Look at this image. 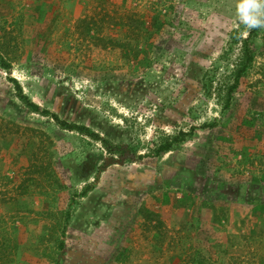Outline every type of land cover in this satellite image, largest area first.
Wrapping results in <instances>:
<instances>
[{
	"label": "rangeland",
	"instance_id": "374dc122",
	"mask_svg": "<svg viewBox=\"0 0 264 264\" xmlns=\"http://www.w3.org/2000/svg\"><path fill=\"white\" fill-rule=\"evenodd\" d=\"M242 3L0 0V264H264V26L225 108ZM145 13L165 25L142 64L121 45Z\"/></svg>",
	"mask_w": 264,
	"mask_h": 264
},
{
	"label": "trees",
	"instance_id": "16d2710c",
	"mask_svg": "<svg viewBox=\"0 0 264 264\" xmlns=\"http://www.w3.org/2000/svg\"><path fill=\"white\" fill-rule=\"evenodd\" d=\"M258 19L260 20H264V15H262L261 17H259ZM131 20V24L134 25L135 23H139L141 25L144 26V29H141L140 31H137L135 29H126L124 31L125 33V37L124 40H126L127 42L125 43V45H121V47H124V57L131 60L133 58V60H138V62L143 64V61H147L149 58L148 53L150 52V50H152V40L154 38V35H156L157 32H160L161 29L163 28V26L165 25V20L163 19V17L161 15H150L145 13L142 17L139 15L138 18H135L134 16H131L130 18ZM129 20V21H130ZM129 23V22H128ZM256 28L258 27H254V29H252L249 34L248 37L245 38L242 42H243V51H242V59L240 60V62L236 65V67L233 69L232 71V75H231V85L230 87H228L227 90V94H228V100L227 103L225 104V108L226 110L230 107V98L232 97L234 90L239 86L240 84V80L241 78L247 73V71L249 70L250 66L253 63L254 60V54L252 51V47L250 45V40L252 39V37L255 35V32L257 31ZM236 32V36H238V38L240 37L241 33L240 30H235ZM135 34V36L130 37V34ZM132 42H135V46L132 48ZM236 42H237V38H236ZM190 53H193V48L188 46L187 49ZM144 51L146 53H144ZM181 58V57H180ZM208 72V74H204L201 78V84H202V90L204 91V95L205 97H210L212 96V89H213V85L215 82V70L212 72L213 76L211 75V73ZM21 100L30 108L32 109L34 112H40L41 114H48L47 111H45L44 109H42L41 107H39L38 105H35L34 103H29L27 101V98L23 95H20ZM56 118L58 124L63 128V129H69L71 131L76 130L77 132L95 138V139H99L102 140L99 135L97 133L92 132L88 126L86 125H78V124H69L64 120H59L58 117H54ZM205 127V125H204ZM202 126H196L190 127V130L188 132H184V131H180L177 136H174L173 138L170 139H166L163 140L160 143H157V145L155 146L156 148V154L160 155V154H164L167 153L169 151L172 150V147L174 146L175 143H180L182 141L186 140L187 136H191L194 132V130L197 129H201L204 128ZM107 144V143H105ZM119 149H122V147H119ZM93 189L92 184L88 185L87 187H85L84 191H83V195L88 194L89 192H91V190Z\"/></svg>",
	"mask_w": 264,
	"mask_h": 264
},
{
	"label": "clouds",
	"instance_id": "9594fccd",
	"mask_svg": "<svg viewBox=\"0 0 264 264\" xmlns=\"http://www.w3.org/2000/svg\"><path fill=\"white\" fill-rule=\"evenodd\" d=\"M250 8H254L259 11L261 8H264V0H243V3L240 6L242 20L245 24L250 27L264 26V21L254 18L248 14Z\"/></svg>",
	"mask_w": 264,
	"mask_h": 264
},
{
	"label": "water",
	"instance_id": "95a60500",
	"mask_svg": "<svg viewBox=\"0 0 264 264\" xmlns=\"http://www.w3.org/2000/svg\"><path fill=\"white\" fill-rule=\"evenodd\" d=\"M123 161L124 160H118V159H114V158H110V159H107L106 161H105V167H107V166H109V165H112V164H123Z\"/></svg>",
	"mask_w": 264,
	"mask_h": 264
}]
</instances>
